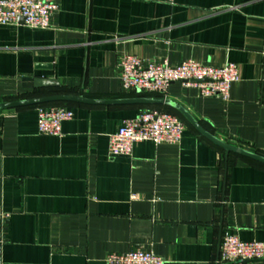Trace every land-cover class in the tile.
I'll return each instance as SVG.
<instances>
[{"label": "crops", "instance_id": "0c3cea01", "mask_svg": "<svg viewBox=\"0 0 264 264\" xmlns=\"http://www.w3.org/2000/svg\"><path fill=\"white\" fill-rule=\"evenodd\" d=\"M47 29L0 26V103L47 96L54 79L90 99L134 98L123 55L234 64L228 97L172 83L163 96L221 141L264 157V0H55ZM143 107V106H142ZM68 108V107H66ZM59 136L38 107L0 111V264H105L141 249L162 264H218L222 234L264 244V165L228 155L190 125L178 144L137 143L111 157L108 136L140 106H72ZM235 264H264L245 261Z\"/></svg>", "mask_w": 264, "mask_h": 264}, {"label": "built area", "instance_id": "2783aa9c", "mask_svg": "<svg viewBox=\"0 0 264 264\" xmlns=\"http://www.w3.org/2000/svg\"><path fill=\"white\" fill-rule=\"evenodd\" d=\"M167 1L171 3L173 0ZM56 9L55 0H0V26L15 25L22 20L27 28L47 29L50 26V17ZM238 78V69L231 63L214 67L186 60L170 65L166 61H143L133 55H123L119 63V81L126 92L164 96L172 83L179 82L197 87L204 97L217 96L226 100L230 86ZM72 117L73 111L66 107H38L37 131L41 135L59 136L61 124ZM184 131L185 125L178 117L145 109L136 118L124 120L116 132L108 136V153L111 157H129L137 143L178 144ZM8 216L0 206V244L3 225ZM263 258V243L241 241L229 231L222 234L218 264L258 261ZM162 263L160 257L141 249L112 253L105 259V264Z\"/></svg>", "mask_w": 264, "mask_h": 264}, {"label": "water", "instance_id": "95a60500", "mask_svg": "<svg viewBox=\"0 0 264 264\" xmlns=\"http://www.w3.org/2000/svg\"><path fill=\"white\" fill-rule=\"evenodd\" d=\"M22 21V20H21ZM60 84L54 79L23 78L22 88L27 90H41L58 88ZM139 94V93H137ZM50 103H73L89 107H125V106H165L177 111L185 121L206 140L222 149L226 159L229 154H235L261 165H264V157L242 148L230 145L216 138L206 131L182 106L166 99L165 97H134L122 99H90L80 95H50L39 98L8 101L0 103V111L32 107Z\"/></svg>", "mask_w": 264, "mask_h": 264}, {"label": "trees", "instance_id": "16d2710c", "mask_svg": "<svg viewBox=\"0 0 264 264\" xmlns=\"http://www.w3.org/2000/svg\"><path fill=\"white\" fill-rule=\"evenodd\" d=\"M46 90L52 91V93L49 94V95H47V96H50V95H75V94H70L68 92H64L61 87L52 88V89H46ZM35 91H38V90H35ZM132 96L133 97H163L162 95H158V94H146V93L134 94ZM39 97H41V96H39ZM39 97L37 96L35 98H39ZM75 105L76 106H84V105L73 104V103H50V104L37 105V106H32V107H52V106H60V107H68L69 108V107H72V106H75ZM140 107L142 109H154V110H157L159 112H164V113H168V114L174 115V116L178 117L183 123L189 125L185 121V119L177 111H175L172 108L165 107V106H146V107L140 106ZM19 109H22V108H19ZM229 155H234V156H237V157H241V156H238V155H235V154H232V153L229 154ZM242 158H244V157H242Z\"/></svg>", "mask_w": 264, "mask_h": 264}]
</instances>
